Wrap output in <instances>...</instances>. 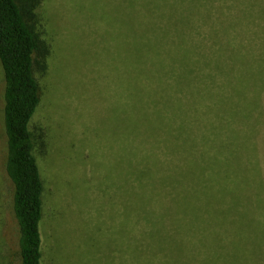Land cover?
<instances>
[{"label": "trees", "instance_id": "trees-1", "mask_svg": "<svg viewBox=\"0 0 264 264\" xmlns=\"http://www.w3.org/2000/svg\"><path fill=\"white\" fill-rule=\"evenodd\" d=\"M42 3L0 0L5 169L20 264H44L45 255L44 139L31 128L42 102L36 67L48 66ZM129 14L121 45L129 131L167 135V158L147 144L164 163L129 169L133 209L147 223L134 264L154 263L141 258L146 250L155 264H264V0H129Z\"/></svg>", "mask_w": 264, "mask_h": 264}, {"label": "rangeland", "instance_id": "rangeland-1", "mask_svg": "<svg viewBox=\"0 0 264 264\" xmlns=\"http://www.w3.org/2000/svg\"><path fill=\"white\" fill-rule=\"evenodd\" d=\"M36 12L47 47L39 57L48 65L36 67L42 102L31 123L44 139L41 145L37 138L46 184L44 264H121L116 244L134 264V244L142 242L147 223L134 212L129 169L164 163L152 159L150 146L167 158V135L129 131L122 82L128 51L121 48L131 24L129 0H43ZM4 86L0 62V264H20L13 185L5 169ZM153 253L146 250L141 258L159 263Z\"/></svg>", "mask_w": 264, "mask_h": 264}]
</instances>
